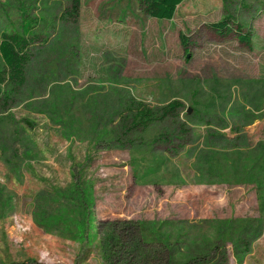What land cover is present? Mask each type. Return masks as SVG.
Returning a JSON list of instances; mask_svg holds the SVG:
<instances>
[{"label": "rangeland", "instance_id": "1", "mask_svg": "<svg viewBox=\"0 0 264 264\" xmlns=\"http://www.w3.org/2000/svg\"><path fill=\"white\" fill-rule=\"evenodd\" d=\"M78 1L0 0V36L39 20L0 84V264H195L204 242L202 264H264V0ZM226 14L250 46L209 28Z\"/></svg>", "mask_w": 264, "mask_h": 264}, {"label": "trees", "instance_id": "2", "mask_svg": "<svg viewBox=\"0 0 264 264\" xmlns=\"http://www.w3.org/2000/svg\"><path fill=\"white\" fill-rule=\"evenodd\" d=\"M142 12L150 17L157 19L172 20L178 6L184 0H137ZM79 6V1L74 0L72 3L73 14L77 12ZM22 20L20 23V29L17 30L12 28L10 31H2L0 36V56L4 63V69L0 71V84L3 82H8L16 87L22 85L25 81V67L30 60L31 53L30 48L32 44L37 40L38 34L36 28L39 24V20L31 18L27 12H23ZM232 17L229 14L223 15L220 20L216 22L209 23L208 26L217 35L226 36L233 30L237 34V40L239 42L245 43L250 46V33H242L241 27L237 26L236 29L231 25ZM179 38L183 46L185 47V52L188 46V38L185 34L180 33ZM183 107V103L180 100L173 99L163 105L159 110H152L147 107L143 102H138L134 105L133 113L131 116V121L129 125V130H134L138 128H146L154 122L163 121L168 117H175L178 114V109ZM59 220V219H57ZM152 232L145 231V235L150 237ZM159 233L154 235L155 239ZM110 240V238H108ZM107 240V243H109ZM204 242L200 244L198 250H191L190 259L195 262V264H202V260L207 258V263H212L214 257L211 254L218 248L217 246H210ZM212 247V248H210ZM107 258L111 257L110 251L105 250ZM199 261V262H196ZM119 262V261H117ZM22 264V263H20Z\"/></svg>", "mask_w": 264, "mask_h": 264}, {"label": "water", "instance_id": "3", "mask_svg": "<svg viewBox=\"0 0 264 264\" xmlns=\"http://www.w3.org/2000/svg\"><path fill=\"white\" fill-rule=\"evenodd\" d=\"M187 57H189V54H187ZM188 112H190V109L188 110Z\"/></svg>", "mask_w": 264, "mask_h": 264}, {"label": "crops", "instance_id": "4", "mask_svg": "<svg viewBox=\"0 0 264 264\" xmlns=\"http://www.w3.org/2000/svg\"><path fill=\"white\" fill-rule=\"evenodd\" d=\"M184 1H185V0H184ZM184 1H183V2H184Z\"/></svg>", "mask_w": 264, "mask_h": 264}]
</instances>
